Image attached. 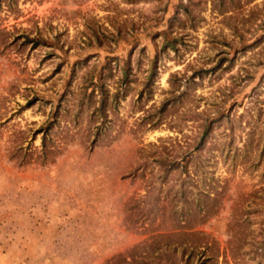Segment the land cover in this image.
Listing matches in <instances>:
<instances>
[{
  "label": "rangeland",
  "instance_id": "374dc122",
  "mask_svg": "<svg viewBox=\"0 0 264 264\" xmlns=\"http://www.w3.org/2000/svg\"><path fill=\"white\" fill-rule=\"evenodd\" d=\"M0 264H264V0H0Z\"/></svg>",
  "mask_w": 264,
  "mask_h": 264
}]
</instances>
